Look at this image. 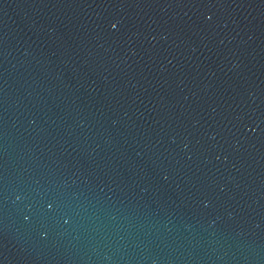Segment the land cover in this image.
<instances>
[{
    "label": "water",
    "instance_id": "obj_1",
    "mask_svg": "<svg viewBox=\"0 0 264 264\" xmlns=\"http://www.w3.org/2000/svg\"><path fill=\"white\" fill-rule=\"evenodd\" d=\"M0 264H264V0H0Z\"/></svg>",
    "mask_w": 264,
    "mask_h": 264
}]
</instances>
